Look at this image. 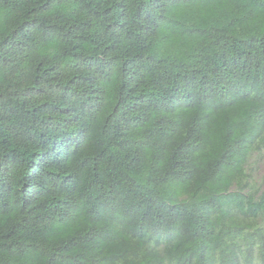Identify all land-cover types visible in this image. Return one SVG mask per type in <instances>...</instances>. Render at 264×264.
<instances>
[{
	"label": "trees",
	"instance_id": "1",
	"mask_svg": "<svg viewBox=\"0 0 264 264\" xmlns=\"http://www.w3.org/2000/svg\"><path fill=\"white\" fill-rule=\"evenodd\" d=\"M264 0H0V264H264Z\"/></svg>",
	"mask_w": 264,
	"mask_h": 264
},
{
	"label": "rangeland",
	"instance_id": "2",
	"mask_svg": "<svg viewBox=\"0 0 264 264\" xmlns=\"http://www.w3.org/2000/svg\"><path fill=\"white\" fill-rule=\"evenodd\" d=\"M263 171H264V163L262 161L255 163L254 175L257 177V179L260 180V178L262 177Z\"/></svg>",
	"mask_w": 264,
	"mask_h": 264
}]
</instances>
